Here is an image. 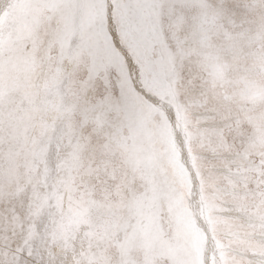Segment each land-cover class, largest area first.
Returning <instances> with one entry per match:
<instances>
[{
	"label": "snow or ice",
	"instance_id": "6c2138e0",
	"mask_svg": "<svg viewBox=\"0 0 264 264\" xmlns=\"http://www.w3.org/2000/svg\"><path fill=\"white\" fill-rule=\"evenodd\" d=\"M0 264H264V0H3Z\"/></svg>",
	"mask_w": 264,
	"mask_h": 264
},
{
	"label": "rangeland",
	"instance_id": "374dc122",
	"mask_svg": "<svg viewBox=\"0 0 264 264\" xmlns=\"http://www.w3.org/2000/svg\"><path fill=\"white\" fill-rule=\"evenodd\" d=\"M47 77V65H44L39 75L32 78V96L30 100L25 99L22 89L14 90V93H11L12 99L17 104H19L25 111L33 114V119L29 123L27 130L29 140H32L39 135L42 125H47L49 129H52L58 127L60 124L59 113H56L52 107L53 104L59 103V97L55 94H50L49 90L45 87ZM50 136L51 132L49 133V138ZM47 139L48 138H45V143H47ZM65 204L67 206V199L65 200Z\"/></svg>",
	"mask_w": 264,
	"mask_h": 264
},
{
	"label": "bare ground",
	"instance_id": "6f19581e",
	"mask_svg": "<svg viewBox=\"0 0 264 264\" xmlns=\"http://www.w3.org/2000/svg\"><path fill=\"white\" fill-rule=\"evenodd\" d=\"M0 3H3V0H0ZM34 80V79H33ZM38 80V79H36ZM45 82V81H44ZM44 84V83H43ZM14 93V92H13ZM51 94V93H50ZM52 96V95H51ZM57 113V112H56ZM52 116V115H51ZM55 117V116H54ZM33 127V126H32ZM30 132V131H29Z\"/></svg>",
	"mask_w": 264,
	"mask_h": 264
}]
</instances>
